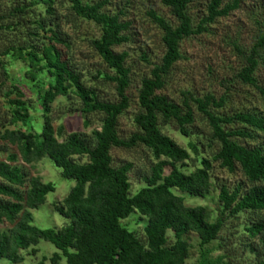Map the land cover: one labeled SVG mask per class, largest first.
<instances>
[{
  "label": "trees",
  "instance_id": "1",
  "mask_svg": "<svg viewBox=\"0 0 264 264\" xmlns=\"http://www.w3.org/2000/svg\"><path fill=\"white\" fill-rule=\"evenodd\" d=\"M113 1L15 0L0 8V34H22L24 30L27 36L0 51L2 77L10 78V62H3L4 57L24 63L25 76L34 87L47 84L37 98L43 121L40 134L35 129L27 130L33 122L31 112L38 109L23 100L20 83L6 94L9 118L0 130V157L6 155V160H0V224L7 222L11 228L0 231V261L24 264L22 252L30 251L31 256H36L40 243L46 242L58 250L49 260L51 264H60L63 259L67 264H186L191 249L188 237L195 234L200 240L199 264H210L209 247L224 241L220 235L230 219L245 214L254 217L246 227L249 237L261 236L264 244V140L257 143L264 139V116L254 112L220 114L226 99L212 94L196 98L183 92L181 104L162 94L174 68L183 60L182 44L208 33L211 25L239 10L243 0H232L226 5L225 0H207L206 13L197 23L192 15L195 0H161L174 23L154 11L149 13L163 33L165 52L160 64L153 65L141 81L135 132L127 138L121 136L119 122L131 107L128 91L132 69L128 66L129 54L116 49L130 41V24L122 20V13L112 15L107 11ZM65 3L76 19L100 28V37L92 40L90 46L108 73H98L96 80L114 86L116 101H106L97 89L88 87L68 59L71 46L57 22V5ZM235 48L244 61L236 78L257 88L256 73L264 67V33L249 51L237 45ZM143 61L148 63L146 56ZM60 97L79 99L80 108L71 111L83 115L86 127L91 115L100 116V130L93 131L91 137L67 135L63 127L55 130L52 105ZM197 115L208 126L211 147L217 149L209 159L192 143L190 148L200 166L187 173L182 168L191 160L189 152L166 136L163 127L174 126L182 136L190 138ZM6 145L16 147L19 156ZM140 147L150 152L155 162L144 177L145 187L133 194V164L115 166L112 151ZM44 158L62 170L64 179L76 182L68 196L54 206L69 221L60 230H42L33 225L31 211L44 205L56 188L40 177H30L19 166V159L32 166ZM214 163L231 174L240 172L245 186L239 185L233 191L226 185L214 186ZM214 189L219 191V216L213 222L208 208L187 207L185 199L176 193L206 199ZM135 213L147 220L143 238L122 224ZM252 251L257 255L254 264H264V249ZM47 261L44 258L38 264Z\"/></svg>",
  "mask_w": 264,
  "mask_h": 264
},
{
  "label": "rangeland",
  "instance_id": "2",
  "mask_svg": "<svg viewBox=\"0 0 264 264\" xmlns=\"http://www.w3.org/2000/svg\"><path fill=\"white\" fill-rule=\"evenodd\" d=\"M13 1L15 0H0V8H4L6 4L10 5ZM57 1V3L62 2V0ZM92 1L96 2L98 0ZM231 1L225 0L224 4L226 5ZM206 6L207 0H195L192 6L195 23L204 17ZM107 11L112 15L122 13V20L130 24L128 32L130 41L116 49L119 53L126 52L129 54L128 66L132 69V86L128 91L132 100L131 107L120 118L119 122L120 134L122 137L127 138L135 132L134 117L139 111L137 96L141 88V81L149 75L153 65L160 64L165 52L162 42L163 33L153 23L149 13L154 11L166 20L172 23L174 21L161 0H114L107 7ZM57 15L59 16L57 22L61 26V31L65 34V38L71 46L68 59L82 75L85 84L90 88L97 89L102 99L110 102L116 101L117 95L114 86L96 80L98 73H108L101 59L90 46L92 40L100 37V28L93 23L76 19L68 3L63 6L57 5ZM263 33L264 0H243L239 10L211 25L208 33L186 40L182 44L183 60L174 68L168 86L162 94L178 104L183 101V92H190L196 98H203L208 94H212L217 99L221 97L226 99L225 107L219 110L220 114L232 116L240 112H254L264 116V94L261 91H264V67H260L256 73L257 88L243 84L236 76L241 71L244 61L242 55L235 48L237 45L245 51H249L259 35ZM24 38H27L24 30L22 34L17 31L11 33V35L7 32H1L0 51H4L9 47L11 42H20ZM144 56L147 57L148 63L143 61ZM2 61L5 63L10 62L8 66L10 78L2 77L0 72V130L3 124L8 123L9 118L6 94L12 90L13 85L20 83L24 96L23 100L38 109L31 112L33 122L27 130L32 131L35 129V133L40 134L43 121L37 98L39 90L46 89L47 84L34 87V83L25 76L26 65L21 61L13 62L4 57H2ZM15 97L16 95L12 96L11 99ZM79 108L80 101L76 97L58 98L52 105L54 129L57 130L63 127L67 135L80 133L88 137L92 136L93 131L100 130V116L91 115L90 125L86 127L83 115L80 112L71 111ZM11 129L15 128L12 127ZM163 133L189 152L191 160L187 161L185 167L182 168L187 173L194 172L200 166L197 155L190 148L192 143L199 147V153L203 157L209 159L212 158L217 149V146L211 147L208 126L198 115L193 128V136L190 138L182 136L174 126L170 125L163 127ZM263 140V138H260L257 143ZM6 147L11 153L19 156L16 147L11 145H6ZM112 156L115 166L125 163L133 164V170L130 173L133 194L145 187L144 177L150 173V167L155 162L150 152L142 147L130 151L114 149ZM0 160H6V155H2ZM82 162H85V160H82ZM19 166H23L30 177H40L43 182L52 183L56 188L54 193L47 196L44 205L31 211L34 218L33 225L42 230H60L66 227L69 221L58 214L54 206L60 204L68 196L76 182L64 179L62 170L57 168L49 158H44L32 166L24 165L22 160L19 159ZM166 174H169V170L166 171ZM212 182L214 186L226 185L231 191L246 183L240 172L231 174L227 170L221 169L218 163L213 164ZM176 193L185 199L187 207L202 206L208 208L212 222L219 216V191L217 189H214L206 199L183 195L180 192ZM253 218L245 214L241 215L239 219H230L227 222L220 235L224 241H216L209 247L211 250L209 255L210 264L255 263L257 255L252 249L262 251L264 244L261 242V236L253 239L249 237L246 231V227L250 226L249 221ZM146 223L147 220L141 219L138 213L122 221L124 226L137 233L141 238L144 237ZM10 228L11 225L7 222L0 224V231L2 232L9 231ZM169 237H172L171 233H169ZM188 241L191 249L186 264H199L201 255L200 240L197 235L190 234ZM38 249L39 253L36 256H31L30 251L22 252V256L25 258L24 264H38L44 258L48 260L46 264H51L49 260L55 253H58V250L52 244L46 242H41ZM0 264L12 263L3 259ZM60 264H67V262L63 259Z\"/></svg>",
  "mask_w": 264,
  "mask_h": 264
}]
</instances>
